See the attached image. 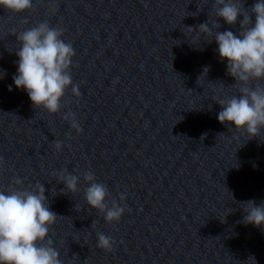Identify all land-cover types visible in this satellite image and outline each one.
I'll return each mask as SVG.
<instances>
[{"label":"clouds","instance_id":"9594fccd","mask_svg":"<svg viewBox=\"0 0 264 264\" xmlns=\"http://www.w3.org/2000/svg\"><path fill=\"white\" fill-rule=\"evenodd\" d=\"M0 7L19 14L31 10L33 0H0ZM49 7L55 14L56 8L51 4ZM213 10L215 17L222 18L229 25H235L238 17H243L239 35L230 30L214 32L213 29L220 27L216 20L211 22V28L210 22L200 24L196 32L214 37L220 59L227 60V73L235 79V85H239V95L216 101L222 108L218 121L233 124L235 130L246 132L249 139L260 137L264 133V0H257L250 13L242 0H213ZM252 14L255 15L254 25ZM187 29L193 31L191 27ZM63 33V28L52 27L43 21L15 34L19 44L17 73L13 76L15 87L27 92L35 108L49 114L61 110V100L70 86L72 95L80 96L70 71L75 50L71 43L62 39ZM63 119L69 121L77 133L82 131L75 113L69 111ZM53 144L57 151L63 147L57 140ZM82 176L88 185L84 189L86 204L102 214L105 222H119L126 209L116 200L109 203V190L105 184L96 181L94 173L86 171ZM56 178L65 185L66 191L62 189V193L80 191L79 176L62 170ZM14 183L20 185L22 180L16 178ZM125 199V194L119 196L121 202ZM243 209L246 213L244 224L264 226V202L257 206L254 201H246ZM57 218L48 206L43 184L37 183L30 190L15 187H10L7 192L0 190V264H63L60 253L49 238V230ZM113 245L110 236L97 233L98 249L110 252Z\"/></svg>","mask_w":264,"mask_h":264}]
</instances>
